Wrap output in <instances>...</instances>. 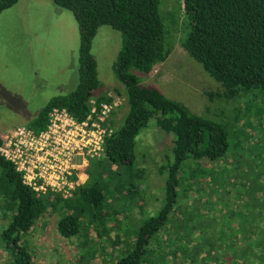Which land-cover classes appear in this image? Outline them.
<instances>
[{
  "label": "trees",
  "instance_id": "16d2710c",
  "mask_svg": "<svg viewBox=\"0 0 264 264\" xmlns=\"http://www.w3.org/2000/svg\"><path fill=\"white\" fill-rule=\"evenodd\" d=\"M19 1L0 0V15ZM51 1L72 12L79 25L80 83L73 92L53 98L29 127L45 129L54 108L83 120L92 99L111 100L102 90L92 52L102 26L122 36L113 70L123 89L115 88L114 94L124 99L129 112L122 125L116 120L124 104L114 113L105 156L90 161L94 169L72 197L36 193L0 153V246L8 255L5 264H34L25 239L50 214L58 215L57 231L63 238L79 241V264H104L97 263L96 256L104 258L109 243L116 251L109 264H264V174L253 184L250 173L245 176L232 163L218 177L214 166L230 150L227 127L142 85L137 74H150L172 53L174 37L160 12L161 0ZM183 5L188 34L181 45L221 84L218 95L233 99L240 91L264 90V0H183ZM153 120L175 136L173 156L164 157L159 171L167 175L164 204L156 215L130 221L143 210L145 171L137 165L138 138ZM2 142L0 136V147ZM229 175L237 181L231 188H244L245 195L252 196L240 204L243 208L233 204L239 195L233 196L226 184ZM184 197L194 201L186 216L179 209Z\"/></svg>",
  "mask_w": 264,
  "mask_h": 264
},
{
  "label": "rangeland",
  "instance_id": "374dc122",
  "mask_svg": "<svg viewBox=\"0 0 264 264\" xmlns=\"http://www.w3.org/2000/svg\"><path fill=\"white\" fill-rule=\"evenodd\" d=\"M183 8V0H161L160 12L168 32L172 30L174 37L172 53L150 74H137L142 85L155 87L192 113L226 126L230 150L225 159L215 164L214 172L222 178L225 169L234 163L238 172L250 173V182L257 184L259 176L264 174V90L240 91L233 99L219 96L223 92L221 84L181 45L182 38L184 40L188 34V28L184 27L188 20ZM80 46V29L74 15L51 0H20L0 15V136L22 125L31 126L53 98L77 89ZM121 49V33L109 26L100 27L92 52L98 64L102 90L108 91L111 97L115 96V88L123 89L113 70ZM128 112L125 102L116 120L117 125L124 123ZM174 137L156 127L154 120L140 134L136 152L137 165L145 171L143 210L130 221L136 217L142 221L156 215L163 206L167 175L163 176L159 171L166 163L164 157L173 156ZM93 169L86 171L90 175ZM233 176L229 175L230 179L226 181L229 188L237 182ZM231 190L233 196L237 192L239 195L233 202L236 209L243 208L240 204L251 200L252 196L245 195L248 192L244 188ZM192 197H196L195 193ZM181 203L179 209L186 216L193 209L194 201L184 197ZM211 206L213 209L217 207L215 203ZM57 221L58 215H47L26 236L34 264H79V241L63 238L57 231ZM1 225H4L2 220L0 228ZM107 249L104 258L96 256L97 263L109 264L110 254L116 256L111 243ZM7 259V252L0 246V264L7 263Z\"/></svg>",
  "mask_w": 264,
  "mask_h": 264
},
{
  "label": "built area",
  "instance_id": "2783aa9c",
  "mask_svg": "<svg viewBox=\"0 0 264 264\" xmlns=\"http://www.w3.org/2000/svg\"><path fill=\"white\" fill-rule=\"evenodd\" d=\"M123 104L124 99L116 95L107 102L92 99L90 113L83 120L54 108L45 129L37 132L22 125L2 136L0 153L36 193L72 197L88 181L90 161L105 156L106 139L114 131V113Z\"/></svg>",
  "mask_w": 264,
  "mask_h": 264
}]
</instances>
